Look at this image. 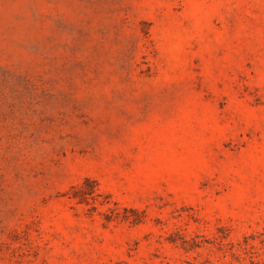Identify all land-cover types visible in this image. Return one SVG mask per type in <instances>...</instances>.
Listing matches in <instances>:
<instances>
[{"label":"rangeland","instance_id":"374dc122","mask_svg":"<svg viewBox=\"0 0 264 264\" xmlns=\"http://www.w3.org/2000/svg\"><path fill=\"white\" fill-rule=\"evenodd\" d=\"M0 264H264V0H0Z\"/></svg>","mask_w":264,"mask_h":264}]
</instances>
